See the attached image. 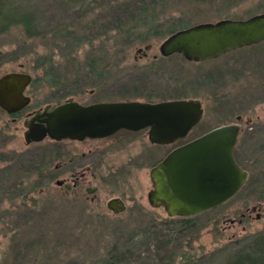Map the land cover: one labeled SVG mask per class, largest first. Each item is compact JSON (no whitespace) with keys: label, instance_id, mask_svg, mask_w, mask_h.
I'll use <instances>...</instances> for the list:
<instances>
[{"label":"rangeland","instance_id":"rangeland-1","mask_svg":"<svg viewBox=\"0 0 264 264\" xmlns=\"http://www.w3.org/2000/svg\"><path fill=\"white\" fill-rule=\"evenodd\" d=\"M119 1L0 0V7L14 9L10 17L29 12L39 31L47 33L27 35L18 20L0 31V75L25 71L36 78L41 74L34 69L37 56L53 48L60 74L57 84L30 85V105L18 116L0 108V264H104L112 249L126 247L131 254L123 264H234L233 255L249 247L255 234L264 235V41L202 61L180 53L165 56L160 46L168 33L129 43L114 29L112 11L122 6L111 4ZM260 12L264 0H170L161 14L162 28L179 18L191 25ZM62 23L85 32L92 45L83 43L71 54L59 51L49 32ZM90 52L101 58L94 72L82 66ZM68 98L82 103L196 98L202 118L173 145L218 125L237 124L233 153L248 178L226 202L190 216L193 226L187 229L178 216L149 204L153 183L147 164L123 176L114 168L108 176L102 171L106 180L94 179L97 193L86 199L83 188L68 191L60 183L69 176L56 171V143L24 137L36 111ZM142 141L147 144L145 135ZM171 146L158 147L156 158ZM110 152L114 162L124 157V151ZM119 196L124 210L106 206Z\"/></svg>","mask_w":264,"mask_h":264},{"label":"water","instance_id":"water-1","mask_svg":"<svg viewBox=\"0 0 264 264\" xmlns=\"http://www.w3.org/2000/svg\"><path fill=\"white\" fill-rule=\"evenodd\" d=\"M262 41L264 12L244 19L222 18L179 28L164 39L160 52L165 56L180 53L187 60L202 61ZM31 80V74L25 71L1 74L0 108L13 114L29 104L25 91ZM202 115L201 102L196 98L86 104L69 98L51 109L45 107L33 117L24 137L26 142L41 141L46 136L55 140L82 139L106 136L122 128H148L150 141L168 144L184 138ZM34 118L39 123L33 124ZM238 131L237 124H222L173 147L151 169L149 204L162 206L170 216L189 217L233 197L248 178L233 153Z\"/></svg>","mask_w":264,"mask_h":264},{"label":"trees","instance_id":"trees-1","mask_svg":"<svg viewBox=\"0 0 264 264\" xmlns=\"http://www.w3.org/2000/svg\"><path fill=\"white\" fill-rule=\"evenodd\" d=\"M131 2V0H120L117 4H111L113 7L117 5L122 7L113 10L110 17L114 19V29L129 43L135 40L146 42L152 37H159L165 33L170 34L179 28L188 26V21H183L179 18L177 23L172 21L164 29L162 28L163 20L161 19V14L169 5L170 0H138L140 6L137 7H132ZM13 10L12 7H0V31L19 21L27 35L46 36L47 33L39 31L40 27L36 23L34 24L29 12L22 13L19 18L10 17L9 15H15L12 12ZM165 20L167 22L169 18L166 17ZM49 33V38L53 39V45L59 51H65L67 54L75 52L79 45L83 43L92 45L90 37H87L85 32L79 31L74 24L62 23ZM53 49H50L47 54L37 56L34 69L41 70V74L37 75L36 78L33 77L31 85L34 83L39 85L43 81H47L50 85L59 82L60 74L57 71L58 65H56L53 58ZM93 54L91 52L88 53L82 66L94 72L101 58L95 57ZM98 72L95 74H102V72ZM18 115L19 113H14L12 116ZM178 220L182 228L187 229L193 226L190 216H178ZM133 246H136V243ZM112 250L104 264H123L127 257L130 256L129 254H131L128 247ZM231 260H233L234 264H264V235L261 233L255 234L253 240L249 243V247L241 248L236 255H233Z\"/></svg>","mask_w":264,"mask_h":264},{"label":"flooded vegetation","instance_id":"flooded-vegetation-1","mask_svg":"<svg viewBox=\"0 0 264 264\" xmlns=\"http://www.w3.org/2000/svg\"><path fill=\"white\" fill-rule=\"evenodd\" d=\"M32 79H33V76H32ZM30 85H31V82L27 86L25 93L30 97V102H31V96L27 93ZM65 100L66 99H64L63 101ZM63 101H60L58 103H61ZM97 101H107V100H97ZM143 101H154V100H143ZM30 102L24 108H22L20 111L16 113L20 114V112H22L23 110L28 109ZM92 102H95V101H92ZM87 103H91V102H87ZM48 109H51V108H48ZM41 111L43 110L36 111L34 115L32 116V118L37 116ZM30 112L31 111H28L27 113H30ZM13 114H10V115H13ZM32 122L33 124L39 123V121L35 118L33 119ZM143 135L146 136L147 144H144V141H142ZM46 138L52 140L58 146L57 156L59 158V162L56 164V171L62 176L64 174L69 176V180L63 177L62 178L63 180L60 179V183H62L65 189H67L68 191H72L73 189L77 190V189L83 188L85 191L84 193H85L86 199L90 196L89 198L91 200H93L98 190V185L94 184L92 181H94V179H96L97 177L100 178L101 181L102 179L103 181L106 180L104 178V175L101 173L102 171L107 170L106 176H108L110 170L114 168L112 170L113 172L118 173L119 171L121 176H123V174L127 175V173L130 172V169L132 168L138 169L142 167V165H146V164L147 166H150V169H152L173 147L187 141L185 140L178 144L176 143L175 145H173L175 142L168 143V144L155 143V142L150 141L148 137V128H143L139 130H131V129L122 128L106 136H102V137L86 136L82 139L62 138L59 140H55V139H51L48 136H46L42 140ZM33 142H37V141H33ZM81 145H84V147L82 148ZM167 145L169 146L172 145V146L167 150V152L164 155H162L160 158L157 159L156 153H157L158 147H163ZM141 148L146 150V152L142 153ZM110 151H113L114 152L113 154H118V155L120 154V152L124 151L123 159H118L117 162H114L112 157L110 158V153H111ZM126 151L129 153L126 154ZM144 154H145V158L143 157ZM143 158L144 159L154 158L155 161L154 163H151L147 159L144 160ZM99 173H100V176H99ZM56 180L58 181V179ZM110 201H111V204H109ZM106 206L108 208H111L113 211H118L120 209L124 210L125 208L124 201L120 196L110 198L106 202ZM118 206H119V209H117ZM241 216L243 217L244 213H242Z\"/></svg>","mask_w":264,"mask_h":264}]
</instances>
